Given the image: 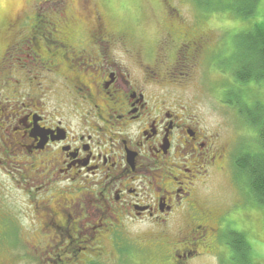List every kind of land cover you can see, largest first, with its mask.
Segmentation results:
<instances>
[{
    "label": "flooded vegetation",
    "instance_id": "1",
    "mask_svg": "<svg viewBox=\"0 0 264 264\" xmlns=\"http://www.w3.org/2000/svg\"><path fill=\"white\" fill-rule=\"evenodd\" d=\"M53 1L32 0L29 16L4 22L0 55V166L24 159L15 165L27 172L20 217L27 237H44L36 253L49 262L55 253L51 264H106L112 247L126 264L139 251L143 264H194L225 245L234 259L225 235L241 233L200 191L229 146L217 127L167 101L214 60L217 41L179 32L186 21L162 0L168 27L153 51L135 47L132 70L122 58L129 27L88 12L89 0L77 19ZM177 217L185 222L173 233Z\"/></svg>",
    "mask_w": 264,
    "mask_h": 264
},
{
    "label": "rangeland",
    "instance_id": "2",
    "mask_svg": "<svg viewBox=\"0 0 264 264\" xmlns=\"http://www.w3.org/2000/svg\"><path fill=\"white\" fill-rule=\"evenodd\" d=\"M54 1L58 2L57 10H64L66 15L74 17V19H77L78 16L79 18L83 17L86 0ZM89 1L91 5L88 7V12L100 13L102 18L114 27L124 25L130 28L132 31L130 40L135 46L133 44L128 46L129 54L122 56L123 65L137 70L133 50L136 46L145 45V43L149 45L150 50H154L156 40L162 37V33L168 27L164 12L166 5L162 4V0ZM171 1L177 14L186 21L185 26L178 28L179 32H191L195 36H210L213 43L217 41V44L210 56H214V60L207 56L209 59H204L205 61L200 63L194 73L193 81L189 83L188 87L184 91L176 90L173 96H167L169 98L167 101L185 105L192 112L201 116L208 128L217 127L219 129L223 145L229 146V150L225 151V157L220 163L216 162L221 170L215 173L211 172L212 178H209L206 185L201 186L200 191L205 194L206 199L204 200L210 203L208 206L215 212L220 215L228 212V219L223 223L233 221L235 230L245 237L251 247L253 264H264V207L256 204L252 200V196L249 197L242 179L239 178L240 174L233 165V158L243 150H251V152L257 150V133L247 125L242 114H239L238 108L227 104L228 93H226L227 89L235 87L227 68H229V62L236 55L237 46L240 43L237 38L241 34L251 31L256 25H264V0L258 1L255 14L246 20L238 19L229 11L227 5L230 0H203V4L196 0ZM43 2H48L47 8H50L52 0H40L42 7L46 6ZM168 2L170 1L167 0L166 4ZM205 2L208 3V6L204 5ZM31 4L32 0H0V29L2 30L0 55L6 45L7 37L3 31L4 22H12L15 18L23 17L24 14L25 17L29 16ZM78 28L82 30L80 26ZM218 54L219 57L216 58ZM139 56L143 63L151 64L152 57H145L144 54ZM236 87L235 89H237ZM241 90L243 91L241 101L245 107L244 110L249 108L253 111L255 96H259V102L264 105V89L260 88L261 91H258L256 86L251 83L241 87ZM151 92L158 95L156 93L158 91ZM164 98L158 97L160 100ZM23 162V158L16 156L12 159L10 166H4V164L0 166V188L2 190L0 193V210L2 212L0 217L3 214L6 215L5 221H0V264H51L56 259V254L44 256L51 260L50 262L47 260V262L42 258L44 254L42 251L39 254L36 253L38 249L42 250L44 237L30 234L27 237L29 223L20 217L21 210L27 207V205L25 207L26 201L24 204L25 197L23 195L25 191L24 179L27 172L24 166L16 167L15 165ZM4 168L7 169L6 172L3 171ZM5 173L9 177H6ZM184 222L183 217H177L173 221L172 232H178L184 226ZM239 236L240 234L237 232L225 235L229 243ZM225 240L223 239V243ZM133 247L138 248L137 246ZM216 248L222 252L220 258L217 257L220 252L218 251V254L206 255L194 264H217L214 258L219 259L220 264H235L225 245H216ZM109 252L110 259L108 258L106 264H126L117 258L112 247ZM130 252L127 256L132 255ZM28 253H31L32 259L28 257ZM208 254L210 255V253ZM66 258L60 257L63 264L64 261L66 262ZM131 259L135 261V264H143L144 262H141L145 260V256L139 251L138 254L135 252Z\"/></svg>",
    "mask_w": 264,
    "mask_h": 264
},
{
    "label": "trees",
    "instance_id": "3",
    "mask_svg": "<svg viewBox=\"0 0 264 264\" xmlns=\"http://www.w3.org/2000/svg\"><path fill=\"white\" fill-rule=\"evenodd\" d=\"M196 1L203 4V0ZM258 1L230 0L227 8L238 19L246 20L255 14ZM204 5L208 6V3L205 2ZM237 40H240V43L237 46L236 55L227 68L237 89L234 87L226 92L228 93L227 104L238 108L239 114H242L247 125L256 131L257 150L253 152L243 150L236 157L233 156V165L239 172V178L242 179L249 197L252 196L256 204L264 207V105L259 102V96H255L253 111L249 108L244 110L245 107L241 101L243 96L241 87L252 83L256 86V90L264 89V25L254 26L251 31L241 34ZM244 238L240 235L230 242L235 254L232 261L235 264H253L251 247L244 246Z\"/></svg>",
    "mask_w": 264,
    "mask_h": 264
}]
</instances>
